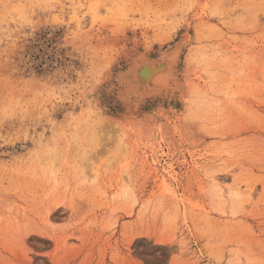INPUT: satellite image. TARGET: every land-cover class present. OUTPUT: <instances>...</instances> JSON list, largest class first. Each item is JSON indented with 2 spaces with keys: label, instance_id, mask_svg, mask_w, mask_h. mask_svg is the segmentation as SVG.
Returning <instances> with one entry per match:
<instances>
[{
  "label": "rangeland",
  "instance_id": "rangeland-1",
  "mask_svg": "<svg viewBox=\"0 0 264 264\" xmlns=\"http://www.w3.org/2000/svg\"><path fill=\"white\" fill-rule=\"evenodd\" d=\"M0 264H264V0H0Z\"/></svg>",
  "mask_w": 264,
  "mask_h": 264
},
{
  "label": "bare ground",
  "instance_id": "bare-ground-1",
  "mask_svg": "<svg viewBox=\"0 0 264 264\" xmlns=\"http://www.w3.org/2000/svg\"><path fill=\"white\" fill-rule=\"evenodd\" d=\"M105 35H108L106 30ZM179 43L182 45L181 42ZM175 44L170 50L164 51L158 60L152 61L146 56L138 55L131 61L126 72L116 73L118 74L117 81H120L124 87L120 94L123 99H130L133 95H141L150 99L151 103L161 101L162 104L169 105L178 101L181 95L178 96L180 87L176 79L175 67L182 52L179 44ZM212 182L222 202L236 201L242 194L237 183L231 187H225L216 178H212ZM244 189L242 191L248 190Z\"/></svg>",
  "mask_w": 264,
  "mask_h": 264
}]
</instances>
